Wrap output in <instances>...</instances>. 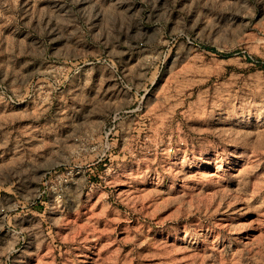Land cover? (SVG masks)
<instances>
[{"label":"rangeland","instance_id":"1","mask_svg":"<svg viewBox=\"0 0 264 264\" xmlns=\"http://www.w3.org/2000/svg\"><path fill=\"white\" fill-rule=\"evenodd\" d=\"M0 264H264V0H0Z\"/></svg>","mask_w":264,"mask_h":264}]
</instances>
